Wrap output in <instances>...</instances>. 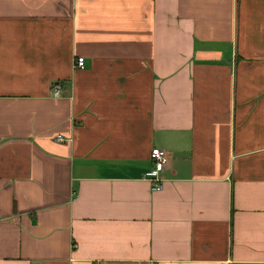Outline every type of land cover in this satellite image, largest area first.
<instances>
[{"label":"crops","instance_id":"1","mask_svg":"<svg viewBox=\"0 0 264 264\" xmlns=\"http://www.w3.org/2000/svg\"><path fill=\"white\" fill-rule=\"evenodd\" d=\"M0 264H264V0H0Z\"/></svg>","mask_w":264,"mask_h":264},{"label":"built area","instance_id":"2","mask_svg":"<svg viewBox=\"0 0 264 264\" xmlns=\"http://www.w3.org/2000/svg\"><path fill=\"white\" fill-rule=\"evenodd\" d=\"M76 67L80 69L85 68V59L84 58H79L76 63ZM62 84L61 83H56L53 86V95L55 98H60L61 93H62ZM58 142H64V138L58 137L57 138ZM151 161L154 166V171L152 173L150 183H151V188L152 191L157 192L161 191L164 188V180L161 176V174L164 172L165 168L169 164V154L166 151L159 150V149H154L151 152Z\"/></svg>","mask_w":264,"mask_h":264}]
</instances>
